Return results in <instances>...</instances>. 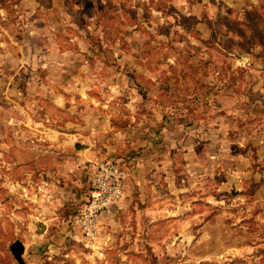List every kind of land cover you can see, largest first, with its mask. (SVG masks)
<instances>
[{
    "label": "rangeland",
    "instance_id": "1",
    "mask_svg": "<svg viewBox=\"0 0 264 264\" xmlns=\"http://www.w3.org/2000/svg\"><path fill=\"white\" fill-rule=\"evenodd\" d=\"M199 1L0 0V264H18L10 250L17 239L25 245L26 264H264V192L256 171L242 182V190L224 191L231 166L228 141L246 135V108L241 101L232 112L230 103V113L228 102L223 106L214 97L245 93L242 56L249 44L260 41L259 32L253 41L246 37L245 19L261 10L251 12L249 0H234L238 5L232 14L242 12L241 19L220 18L210 27L236 34L202 36L186 8ZM119 74L138 85L137 122L155 118L157 128L163 127L171 106L173 120L197 123L207 131L230 121L233 127L211 129L202 144L188 134L187 144L179 131L166 148L155 150L158 157H167L165 165L158 158L157 164L137 167L148 178L142 192L158 193L157 213H145L147 198L139 202L142 221L134 229L139 240L133 242L125 229L122 243L105 255L98 243L91 247L82 239L74 243L65 238L61 245L56 241V229L85 202V197L79 202L73 195L87 194L91 187L84 161H79L86 142L77 138L64 147L52 136L53 129L69 122L83 124L85 108L79 110L82 115L62 110L51 90L59 87L52 85L53 78L98 76L107 85L96 88L94 97L124 114L132 107L126 94L109 87L122 78ZM196 94L203 98V110L202 102L194 101ZM153 108L160 116L148 112ZM130 121L113 119L119 126ZM97 137L92 160L106 155H101L104 146ZM213 154L217 163L211 161ZM123 167L125 189L134 166ZM56 213L58 223L50 220ZM246 244L254 246L247 257ZM230 249L237 251L232 258Z\"/></svg>",
    "mask_w": 264,
    "mask_h": 264
},
{
    "label": "crops",
    "instance_id": "2",
    "mask_svg": "<svg viewBox=\"0 0 264 264\" xmlns=\"http://www.w3.org/2000/svg\"><path fill=\"white\" fill-rule=\"evenodd\" d=\"M236 5H238V2H234V0H213L212 3H209L206 0H201L195 5H190V7L187 4L186 8L189 15L196 17V29L202 34V36H209L214 31H219L222 35H235L236 32L230 34V32L224 31L221 27H218V30H216L215 26L212 28L210 25L211 23L214 24L217 20L220 21V18L224 17H227L228 19H241L242 12H235V14H232ZM206 6H209L208 9H211L210 13L206 12ZM246 8L251 12L256 11L257 9L261 10V12L258 14L253 13L252 20H248L249 18L245 19V21H247L245 25L247 27L245 30L246 37L253 41V36L256 35L257 32L260 34V41L255 44H249L250 46H247L245 51L246 56H242L244 59L246 74L245 93L239 98L235 93H233L232 97L231 93H229V95H214L215 100L223 106H226V101L228 102L227 107H229L230 113L237 110V106L242 103L241 101L244 102L246 108V135L243 139H239L238 141H228L227 149L229 150L228 156L231 166L227 170L228 188L224 189V191L228 192H234L238 189L242 190V182L251 178L255 171V177L261 183L260 192H264V0H249ZM207 21H209L208 25ZM253 22H255V24ZM258 22L259 25L257 26L256 23ZM238 36L239 35H237V37ZM122 76V74H119L118 77ZM116 80L117 83L109 85V87L112 90H119L126 94L129 103L128 106H132L131 109L125 111L124 114L114 113L110 109V107L112 108V106H110L111 104L107 102L106 99L94 97L93 91H96V88L103 90V88H106L105 85H107V82H104V79L99 78L98 76L95 80L87 76L76 75L66 78H53L52 85H59V87L51 90L59 108L63 107L62 110L65 109V111L70 113L77 111L78 113L76 115H82L79 110L80 108H85L84 111H86V113L83 114L84 125L82 123L76 124L74 122H69L65 127H55L57 129L52 130L54 133L52 136L58 139L56 143L63 145L64 147L76 143L77 138H82V141L84 140L86 142V145H84L85 147H83V152H80L79 161L80 163L84 161L83 166L86 169L84 171L89 174L90 187L93 179L90 161H93L92 159L95 157L93 156L94 153H92L94 145L96 144L94 136L96 138V135L98 134L99 137H97V139L103 143L104 146L102 147L104 150L100 152L101 155L106 154L105 157H109V154L115 153L116 155H114L115 157L113 158L118 159L122 164L128 163L129 165L131 164L134 166L131 175L127 178L123 198L99 215L98 240L87 241L81 234L79 227L74 221L78 211L69 216L67 223H64L62 220V223L64 224L56 229V241L60 245L64 242L65 238L70 240L73 239L74 241H72L74 243H76V239H82L91 247L98 243V245L104 249L105 255H107L109 248H114L118 246L120 242L122 243L125 237V229L127 233H132L131 238L133 242L139 240V237L135 236L134 233L135 227L138 228L142 221L141 210L138 208L139 202L146 201L147 198L146 202L150 207L146 208L145 213H147L148 216L157 213V210H155L154 207H157L156 197L158 193L142 192L144 185L147 184L146 179L148 178L139 175L137 173V167L141 164H157L158 158L160 160L159 163H164L165 165V163H167V157H158L159 155H155V150L159 149L161 145L166 148L169 142H172L177 138V133L179 131L184 134L187 144L189 143L188 141H190V137L186 136L187 134L190 136L194 135L195 141H197L196 143L200 144L202 141L204 142V140H202L205 137L204 133H212L211 129L215 131V129L218 128V130L224 129L230 131L229 129L233 127V123L230 121L229 126L217 125L216 127L212 126L211 129H209L210 127H207V131L204 126L197 123L192 124L189 121V123L185 124L183 121L173 120V109H168L172 108L171 106L166 108L171 111L168 112L169 116L166 114L163 127L157 128L155 118L152 120L148 118V120H141V122L140 119H138L139 122H137L136 117L139 115L140 118L141 116V113L137 111L141 99L138 85L134 83L133 80L130 81L128 78L125 79V77ZM97 83L99 84L98 86L96 85ZM77 86H82L83 90H80L79 88L78 91ZM76 90L77 92H75ZM76 96H78L79 99ZM199 100L202 102V105H200L202 109L204 105L203 98L201 99L198 94H196L194 101L199 103ZM230 103L232 105V112ZM197 105L196 113L199 112V104ZM106 107H108V109H106ZM62 110L60 112L59 109H55V111L60 112L58 113L60 116L63 115ZM167 110H165V113H167ZM151 111L153 112V116H160V114L156 112V108H153L152 110L148 109V112ZM121 116L125 119H133V122L130 121V123L124 126L116 125L113 122V119ZM42 128L44 127L42 126ZM65 128H67V131ZM211 139H213V137ZM192 144H194L193 141ZM237 149L243 150L244 153H235ZM124 150H127V154ZM202 154L204 155V148ZM102 157L104 156L98 158ZM210 157L212 158L211 161L213 163H217L216 161L219 159L217 156L213 154L210 155ZM196 159L197 162H200L199 157ZM186 165L187 168H190L189 158H186ZM254 165L257 166V170L253 168ZM164 171L167 172V169L165 168ZM89 193L90 192L87 194L77 192L73 196L75 201L80 202V200H82V198L84 199V197L86 198ZM186 197H189L188 192H186ZM222 197H224V195H220V198ZM151 198L154 199L151 200ZM80 207L81 205L78 207V210ZM59 216V213H56L50 220H53L54 223H58ZM148 228L150 227L148 226ZM247 244L243 250L246 257L247 255H252L254 249L253 244ZM236 254V249L233 250L232 253L231 249L228 252L229 258H232ZM73 256L74 259H78L76 254H73ZM262 257L263 256H261V258ZM261 262L263 263L262 260Z\"/></svg>",
    "mask_w": 264,
    "mask_h": 264
},
{
    "label": "built area",
    "instance_id": "3",
    "mask_svg": "<svg viewBox=\"0 0 264 264\" xmlns=\"http://www.w3.org/2000/svg\"><path fill=\"white\" fill-rule=\"evenodd\" d=\"M91 169L90 193L74 218L87 241L99 236V215L123 198L126 176L123 164L113 157L94 159Z\"/></svg>",
    "mask_w": 264,
    "mask_h": 264
},
{
    "label": "water",
    "instance_id": "4",
    "mask_svg": "<svg viewBox=\"0 0 264 264\" xmlns=\"http://www.w3.org/2000/svg\"><path fill=\"white\" fill-rule=\"evenodd\" d=\"M10 250L18 264H26L23 256L25 252V245L21 240L17 239L12 242L10 245Z\"/></svg>",
    "mask_w": 264,
    "mask_h": 264
}]
</instances>
